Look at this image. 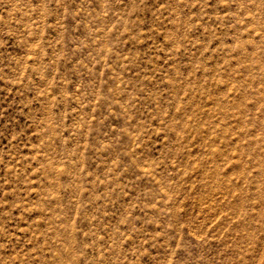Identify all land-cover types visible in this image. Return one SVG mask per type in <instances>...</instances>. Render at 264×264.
Masks as SVG:
<instances>
[{"label":"rangeland","instance_id":"374dc122","mask_svg":"<svg viewBox=\"0 0 264 264\" xmlns=\"http://www.w3.org/2000/svg\"><path fill=\"white\" fill-rule=\"evenodd\" d=\"M0 264H264V0H0Z\"/></svg>","mask_w":264,"mask_h":264}]
</instances>
